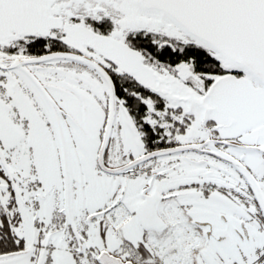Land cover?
Masks as SVG:
<instances>
[{
	"label": "snow or ice",
	"instance_id": "6c2138e0",
	"mask_svg": "<svg viewBox=\"0 0 264 264\" xmlns=\"http://www.w3.org/2000/svg\"><path fill=\"white\" fill-rule=\"evenodd\" d=\"M0 264H264V0H0Z\"/></svg>",
	"mask_w": 264,
	"mask_h": 264
}]
</instances>
